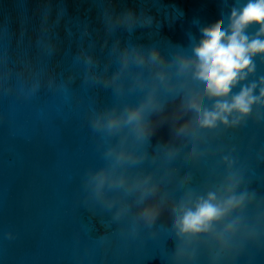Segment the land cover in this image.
<instances>
[{"label":"water","instance_id":"water-1","mask_svg":"<svg viewBox=\"0 0 264 264\" xmlns=\"http://www.w3.org/2000/svg\"><path fill=\"white\" fill-rule=\"evenodd\" d=\"M234 4L235 0H0V66L14 69L12 82L25 64L46 69L41 88L30 98L0 89V264H174L178 241L167 214L158 221L155 235L154 229L144 227L131 236L121 230L122 222L106 227L101 220L110 221L112 214L85 201V173L103 163L91 110L138 102L141 93L121 99L111 87L87 81L85 66L77 58L82 48H89L103 67L118 38L158 43L169 52L174 46L188 47L190 36L198 40L200 28L229 15ZM128 8L148 10L154 24L132 33L121 27L109 36L105 14ZM255 62L257 71L250 80L264 76V62L259 57ZM116 67L114 63L111 70ZM47 76H55L57 83L63 80L66 90L49 88ZM260 111L264 114V108ZM169 135L165 124L153 136V145ZM233 148L246 182L264 198V120L250 118L245 126L224 131L200 169L222 174L216 150L228 154ZM176 163L199 178L190 163L182 158ZM198 264L207 260L201 257ZM234 264H264V242L249 245Z\"/></svg>","mask_w":264,"mask_h":264},{"label":"clouds","instance_id":"clouds-1","mask_svg":"<svg viewBox=\"0 0 264 264\" xmlns=\"http://www.w3.org/2000/svg\"><path fill=\"white\" fill-rule=\"evenodd\" d=\"M105 21L111 36L121 27L129 33L150 28L155 17L128 8L106 13ZM200 33L198 40L190 36L188 47L174 46L171 52L158 43L118 38L103 67L94 51L80 50L77 59L87 81L111 87L121 99L141 93L138 102L91 110L103 163L85 173V201L112 214L110 221L101 220L106 227L122 222L121 230L131 236L144 227L155 235L167 214L178 241L174 264H198L201 257L207 264H234L249 245L264 242V198L237 167L235 148L228 154L216 150L222 174L215 169L205 173L200 165L224 131L243 127L250 118L264 120V76L250 80L256 59L264 62V0H235L229 15ZM13 72L0 66V89L26 98L38 92L46 76L45 68L31 63L15 82ZM47 86L66 90L55 76H47ZM165 124L170 126L168 139L153 145V136ZM181 158L198 170L199 178L182 171L176 163Z\"/></svg>","mask_w":264,"mask_h":264}]
</instances>
